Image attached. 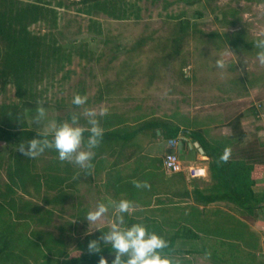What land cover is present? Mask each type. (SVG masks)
I'll return each mask as SVG.
<instances>
[{
  "label": "trees",
  "instance_id": "trees-1",
  "mask_svg": "<svg viewBox=\"0 0 264 264\" xmlns=\"http://www.w3.org/2000/svg\"><path fill=\"white\" fill-rule=\"evenodd\" d=\"M178 1L194 4L202 0ZM247 1L264 2V0ZM69 2L81 3L87 13L97 14L104 11L116 18L129 17L135 11L134 8L140 10L138 1L132 0ZM62 4L68 5L64 0H59L58 5ZM239 12L236 8L224 9L217 14V18L225 25H235ZM58 13L59 9L52 0H0V97L12 83L18 87L37 86L52 68L61 64L58 56L60 50L54 40L55 37L51 36L49 42L47 34L35 30L34 26L47 24L57 18ZM56 32H50V35H55ZM198 36L209 38L219 49L230 48L250 54H257L258 51L254 46L257 38L248 34V31L242 27L235 31H208L202 29L189 17H175V15L165 17L160 27L148 21L135 43L124 47L128 57L122 62L123 68L118 78L107 82V95H121L125 87L134 82L133 78L138 76L147 77L149 83H154L160 73L164 75L166 68L182 57L189 41ZM121 50V46L118 45L112 48L114 54H110L111 61L119 56L118 52ZM185 64L182 59L180 72L185 83H188L191 79L186 77L182 70ZM257 78L264 84V71L257 77L248 78L249 87H257ZM241 81L245 87L248 86L244 79ZM249 87L244 90L245 93L248 92ZM25 108L26 105L17 107L0 102V143L6 144L5 150L0 149V264H64L65 257L70 260L68 264H98L101 255L111 264L114 257L107 258V254L112 252L110 248L102 245L99 255H90L87 251L88 242L97 239L101 232L86 235L88 232L82 231L81 228V230L77 229L76 233H70L77 234L78 243L73 251L80 252L77 257L71 258V252L63 235L57 237L49 230L37 227L42 223H50L55 213L60 215L58 212L60 204L68 196V189L72 188L73 184L72 182L63 184L59 167H50L52 164L43 167L40 172L36 171L34 160L16 150L17 145L22 141L39 138L38 130L29 125ZM253 110V114L258 116L257 109L254 107ZM72 112L77 111L69 110L65 115L69 121ZM123 116L124 113L112 112L104 117V122L109 123L100 125L104 129V135L100 146L94 149L95 158L108 154L109 140L114 144L113 153L118 158L128 142L134 140L140 132L147 131L159 137L157 131L160 129L162 136L170 139L177 136L180 131V127L161 117L153 116L129 124ZM102 118L99 117V120L101 121ZM244 118L245 113L235 109L228 110L218 122L227 125L231 132L212 141L203 138L201 132H192L193 138L198 140L205 150V155L209 156L213 180L210 195H206L207 197L202 198L201 201L207 204L223 201L230 210L234 211L229 213L228 217L233 220H230L234 223L232 226L216 227L205 232L211 239H216V242L212 243L214 248L211 250V256L217 264H255L254 252L262 249L261 243L253 244L257 241V233L246 219L247 216L256 219L257 210L264 206V195L254 191L256 180L252 175L257 170H264V139L261 135L251 136L252 134L245 128ZM63 119L61 116L58 118L59 121ZM80 120L86 123L83 117ZM88 135L89 133L86 132L85 138ZM225 149L229 150V160L227 163H218ZM10 153L12 154L9 157ZM1 167L5 169L8 178L5 184L2 182ZM66 173L64 178L71 179L70 169L66 170ZM73 179L75 181L76 176ZM42 184H47L48 189L54 191L47 199L45 207L29 200L20 202L11 194L17 187L27 192L28 185H35L39 193ZM196 198L198 199V196ZM60 228L63 230L65 227L61 224ZM157 234L163 239L172 238L164 233ZM193 234L196 238L201 237L198 233ZM174 235L181 238L187 237L188 233L178 232ZM185 251L187 250L169 246L163 250L162 255L172 261H178L179 264H185V256H175L176 253H185Z\"/></svg>",
  "mask_w": 264,
  "mask_h": 264
},
{
  "label": "rangeland",
  "instance_id": "rangeland-1",
  "mask_svg": "<svg viewBox=\"0 0 264 264\" xmlns=\"http://www.w3.org/2000/svg\"><path fill=\"white\" fill-rule=\"evenodd\" d=\"M52 1L59 9L58 17L47 24L34 26L35 30L47 34L49 42L51 36L55 37L54 40L60 50L58 56L61 64L52 68L37 86L18 87L12 83L0 97L1 103L13 104L17 107L26 105L28 122L30 116L36 115L35 108L38 101L44 103L47 120L55 119L57 123L69 121L65 118L69 110L82 111L71 103L76 94L88 97L85 107L107 108L108 112L119 113H124L126 109L132 112L135 110L140 117L146 118L153 116L154 113L164 114L163 106L171 107L174 95L178 94L180 89H184L183 95L190 105L192 102L202 105L204 103L202 99H205L206 95L209 103H213L214 107L224 103L239 102L238 97L242 96L241 103L244 102V108L249 113L248 116L246 115V121L251 136L261 135L264 139V84L259 78L256 79V88L253 89L248 84L249 77L263 74L264 66L258 63L256 54L230 48L219 49L205 36L192 38L186 45L182 57L168 66L164 75L160 73L154 83H149L147 77L138 76L133 78L134 82L126 86L121 95L109 96L106 93L107 82L118 78L123 68L122 62L128 57L124 47L135 43L146 22L149 21L152 25L160 27L165 17L186 16L197 22L204 30L235 31L242 27L248 31V34L258 38L264 33V2L202 0L187 4L178 0H132L138 1L140 10L134 8L135 11L129 17L116 18L104 11L97 14L87 13L81 3L72 4L69 2L72 0H64L67 6L58 5L59 0ZM230 8L240 11L236 24L231 26L223 24L221 19L217 18V14L222 10ZM50 32L56 34L50 35ZM115 45L121 46L122 50L118 52L119 56L111 61L110 54H114L112 48ZM182 59L186 62L182 70L185 76L191 79L188 83H184L180 72ZM218 59L225 61L223 69L216 67ZM241 79H244L248 86L245 87ZM247 87H249L248 92L245 93ZM254 107L258 111V116L253 114ZM143 109L147 112L145 113ZM60 116L64 118L61 121L58 120ZM83 123V120H80V124ZM29 125L38 131L42 129V125L35 122ZM5 147V143H0V149L5 150ZM5 158L7 159L6 154ZM33 160L36 171L40 172L43 167L52 164L50 167H59L60 174L62 173V163L55 150H46L44 154ZM1 169L2 182L5 184L8 178L5 169L2 167ZM26 189L28 191L24 192L21 187H17L11 194L20 202L29 200L40 203L43 207L54 192L48 189L47 184H42L39 193L35 185H28ZM64 219L55 213L50 223H42L37 227L49 230L54 236H64L71 252L72 257H70H77L80 252L73 251L78 243L77 234L62 232L60 225ZM37 227L35 226V229ZM185 255L186 253H180L179 257ZM69 261L65 259L64 264H68Z\"/></svg>",
  "mask_w": 264,
  "mask_h": 264
},
{
  "label": "crops",
  "instance_id": "crops-1",
  "mask_svg": "<svg viewBox=\"0 0 264 264\" xmlns=\"http://www.w3.org/2000/svg\"><path fill=\"white\" fill-rule=\"evenodd\" d=\"M183 93H185L184 89H180V92L174 95L171 107L163 106L164 114L154 113L153 116L161 117L180 127L178 135L174 137L178 139L177 151L180 158L186 164L202 166L205 169V176L191 178L186 172L169 173L164 169L163 157L168 150L169 139L162 136L160 129L157 131L159 137L147 131L140 132L134 140L128 142L118 158L114 156L115 146L109 140L108 154L94 157L92 169L84 170L74 164L61 162L62 183L72 182L73 184L72 188L68 189V196L60 204V215L65 218L62 223L65 228L62 231L76 233L77 229L82 228L85 232H101L89 228L84 219L86 213L93 210L97 202L107 203L109 200L127 199L133 203L134 209L131 215L125 214V223L122 227L140 223L146 226L149 232L172 236L171 239L165 240L168 241L169 246L187 250L185 264H217L211 256V250L214 248L212 243H215L216 239H211L205 232L216 227L232 226L234 223H231L232 219L228 217L229 213L234 211L230 210L227 203L223 201L208 204L201 201L202 198L207 197L206 195H210L213 180L209 156L205 155V150L202 153L194 146V142H198L199 146L201 144L193 138L192 132H201L203 138L209 141L228 135L231 129L218 120L222 119L230 109L245 113L243 122L247 131H250L246 121V115L248 116L249 113L244 108V102L241 103L242 96L238 97L239 102L224 103L214 107L213 103H209L207 95L204 96L205 99H202L204 102L202 105L193 104V102L190 105ZM104 117L100 121L101 126L109 123L104 122ZM123 117L129 124L149 118H142L135 110L132 112L127 109ZM81 125L87 126L86 123ZM69 169L71 179L67 180L64 176ZM262 171L264 170H257L252 175L256 180L254 191L264 195V172ZM75 176L76 180L73 181ZM133 180L147 181L151 187L137 189L132 184ZM257 211L256 219L247 216L246 221L257 233V241L253 244L261 243L262 245L261 250L254 252L256 253L255 264H264V206ZM114 219L110 208L108 222L99 226L101 230L107 231ZM73 221L75 222L72 223ZM178 232H187L188 236L181 238L175 236L174 234ZM193 233H198L201 237L196 238ZM175 256L179 257L180 254L176 253ZM113 257L112 252L107 254V258Z\"/></svg>",
  "mask_w": 264,
  "mask_h": 264
},
{
  "label": "clouds",
  "instance_id": "clouds-1",
  "mask_svg": "<svg viewBox=\"0 0 264 264\" xmlns=\"http://www.w3.org/2000/svg\"><path fill=\"white\" fill-rule=\"evenodd\" d=\"M254 46L258 49L256 59L261 66H264V33L258 36ZM216 67L223 69L225 61L218 59ZM87 100V96L74 95L71 103L82 111L72 112L70 121L65 120L62 123H57L55 119L47 120L44 103L38 101L35 108L36 115L30 116L29 123L35 122L42 125V129L37 132L39 138L22 141L17 145L16 150L30 159L41 156L46 150H55L61 162L74 164L84 170L92 169L94 149L100 146L104 135L99 117L107 116L108 109L85 107ZM81 117L86 120L87 126L80 124ZM86 132L89 133L87 138H85ZM228 160L229 150L225 149L218 163H227ZM132 184L137 189L151 187L147 181L133 180ZM110 208L115 219L111 222L109 229L103 231L99 226L108 222ZM133 209V203L127 199L109 200L107 203L97 202L95 208L88 211L84 217L89 228L101 231L97 239L88 242V253L99 255L103 245L110 248L114 254L111 264H179L178 261H172L162 255L163 250L169 247V243L157 233L149 232L146 226L140 223L122 227L125 223V214L131 215ZM90 233L91 231H88L86 235ZM98 264H109V261L101 255Z\"/></svg>",
  "mask_w": 264,
  "mask_h": 264
},
{
  "label": "built area",
  "instance_id": "built-area-1",
  "mask_svg": "<svg viewBox=\"0 0 264 264\" xmlns=\"http://www.w3.org/2000/svg\"><path fill=\"white\" fill-rule=\"evenodd\" d=\"M177 147L178 139L170 138L168 140V150L163 157L164 169L169 173L186 172L191 178L205 176V169L202 166L192 163L186 164L180 158Z\"/></svg>",
  "mask_w": 264,
  "mask_h": 264
},
{
  "label": "water",
  "instance_id": "water-1",
  "mask_svg": "<svg viewBox=\"0 0 264 264\" xmlns=\"http://www.w3.org/2000/svg\"><path fill=\"white\" fill-rule=\"evenodd\" d=\"M194 146H196L202 153H204V149L201 146H199L198 142H194Z\"/></svg>",
  "mask_w": 264,
  "mask_h": 264
}]
</instances>
